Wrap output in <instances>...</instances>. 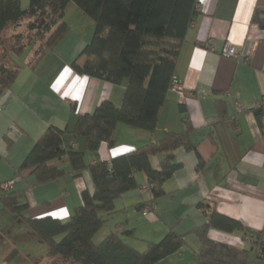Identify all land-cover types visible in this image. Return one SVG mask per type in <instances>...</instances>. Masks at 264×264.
<instances>
[{
    "label": "trees",
    "instance_id": "16d2710c",
    "mask_svg": "<svg viewBox=\"0 0 264 264\" xmlns=\"http://www.w3.org/2000/svg\"><path fill=\"white\" fill-rule=\"evenodd\" d=\"M71 1L95 24L92 39L72 63V69L113 84L125 82L122 100L120 105L106 100L92 113L79 114L72 129L49 126L20 171L30 170L37 185L59 180L68 172L62 165L51 166L49 162L67 155L71 175L79 177L89 171L94 190H84L82 203L68 219L61 220L50 215L27 216L29 205L11 191L14 184L10 189L0 186V202L8 211V215L4 214L12 222L23 221L48 246L49 257L73 264H155L179 251L189 233L200 242L197 264H253L264 260V228L252 229L204 202L197 205L205 218L203 224L187 233L171 228L159 241H148L143 251L124 239L135 234L134 228L113 231L101 242L94 241L108 217L116 212V202L141 186L137 172H144L147 182L153 185L149 192L151 200L135 206L142 212L166 193L165 182L182 167L176 160V149L197 150L192 140L195 128L186 113L182 131L167 132L156 142L150 140L110 160H102L99 155L103 142L110 148L116 146L115 131L119 124L156 134L182 44L200 10L199 0H29L27 8H23L22 0H0V36L5 35L0 39V95L12 86L25 66L36 68L47 52L62 43L68 31L65 9ZM252 22L264 28L263 0L258 2ZM24 54V63L20 65L14 56ZM81 57L85 59L82 61ZM215 107L221 122L231 119L223 98L216 99ZM73 110L77 112L76 104ZM251 111L263 128V109ZM68 134L75 139L69 145L65 142ZM86 153L93 157L91 163L86 161ZM160 155L163 158L156 168L152 158ZM201 164L200 160L198 166ZM210 229L239 232L250 248L216 241L209 237ZM58 236L61 239L57 240Z\"/></svg>",
    "mask_w": 264,
    "mask_h": 264
},
{
    "label": "crops",
    "instance_id": "0c3cea01",
    "mask_svg": "<svg viewBox=\"0 0 264 264\" xmlns=\"http://www.w3.org/2000/svg\"><path fill=\"white\" fill-rule=\"evenodd\" d=\"M259 1L199 0L200 14L186 34L175 73L183 84L184 95L170 90L154 136L146 130L119 124L115 131L116 146L110 148L106 142L100 146V158L110 160L150 140L156 142L167 132L182 131L185 128L183 115H189L195 128L192 140L197 150L177 148L176 160L182 167L165 182L166 193L153 201L154 210L147 215L136 209L152 226V232L146 235L151 241L163 238L171 228L187 233L203 224L205 218L197 207L200 202L241 220L252 229L264 228V127H260L255 112L251 111L255 102L264 97V28L252 22ZM25 2L22 0L23 6ZM250 40L255 41L256 48L245 60L243 53ZM227 41L237 46L238 59L221 53ZM62 43L56 50L47 52L36 68L25 66L12 86L0 95V186L16 180L11 191L28 203L27 216L50 215L66 220L82 203V192L94 190L90 172L73 177L67 155L50 161L51 166H63L68 172L65 179H70L71 185L70 192L64 189L61 196H54L47 191L52 183L37 185L31 171H20V167L49 126L72 129L79 114L92 113L101 102L110 100L120 105L126 85L79 74L72 69L87 39L74 45L61 46ZM84 59L81 57L82 61ZM217 98L227 102L230 120L220 121L215 107ZM237 102L244 108L242 112L237 110ZM74 104L77 112L73 110ZM182 108L186 110L184 113ZM74 140L69 134L65 136L67 145ZM92 158L86 153L88 163ZM162 158V155L152 158L154 167H159ZM200 160L202 164L198 166ZM136 179L138 184L148 181L144 172H137ZM36 190L42 192L37 198ZM151 198L150 193L145 198L135 193L124 194L114 214L127 216V219L118 221L119 229L113 230L122 232L134 228L136 231L137 224L132 219L136 212L131 215L128 212ZM161 205L172 213L166 214L169 221L160 212ZM5 210L0 202V237L9 218L4 217ZM12 228L13 224L7 225L6 232H11ZM152 234L156 237H151ZM208 235L216 241L250 248L248 240L239 232L210 229ZM124 239L140 251L145 249L136 246L132 237ZM94 241L101 242L95 237ZM13 250L19 253L17 246ZM199 250V240L189 233L179 251L155 264H197ZM253 264H264V260Z\"/></svg>",
    "mask_w": 264,
    "mask_h": 264
},
{
    "label": "rangeland",
    "instance_id": "374dc122",
    "mask_svg": "<svg viewBox=\"0 0 264 264\" xmlns=\"http://www.w3.org/2000/svg\"><path fill=\"white\" fill-rule=\"evenodd\" d=\"M28 6L29 4L28 1L26 0L23 8H27ZM64 22L68 26V31L64 37V40L62 41L63 43L61 46H64L66 44L74 45L77 41H80L81 39L84 40L87 39L88 42L92 39L95 28L94 21L88 16H86L79 9V7L74 1H71L65 9ZM3 36L5 35L0 36V39ZM25 55L26 54H24L23 56H14V59L20 65H23ZM65 178L66 177H63L60 178L59 180L53 181L55 183L50 182L52 183V185H49V187L47 188L48 193L53 194L54 196H61V193L64 189L65 191L68 190V192H70L71 190V185L69 182L70 179L68 180ZM143 184L144 183H141L139 185H143ZM42 189L45 190V188ZM40 193L42 192L36 190L35 197L37 198ZM134 193L135 196L136 195L138 197L140 196L138 192V188L127 192V194H134ZM145 197H147V195ZM145 197H140V198H145ZM120 199L116 202L117 206L119 204ZM166 210H169V207ZM133 211L136 212L134 213L136 214L135 217H133L132 219L137 224V230H136L137 232L135 231V234L132 236L133 239L132 241L135 242L136 246H139L142 249H144L147 246V242L151 241L149 240L150 238H148L147 236H149V233L152 232L151 230L152 226L146 222V218L142 214L137 213L135 207L130 208L128 215H131ZM4 212L6 213L8 211H4ZM160 212L165 216L166 221L170 220V218L167 217L166 214L171 215L172 213L169 211L168 212L165 211L164 205H161ZM6 214L8 215V213ZM6 214H4V217L8 218ZM117 214L118 213L109 217L108 221H106L104 226L98 231L97 235H95L96 241H101V239H103L107 234L113 232L114 231L113 229L116 230L119 229L120 224L118 223V221L127 219V216L123 217L121 214L118 215V217H116ZM5 223L6 226H4L2 230L3 237H0L1 238L0 264H73L59 258L49 257L48 246L45 243H43L40 240V238L23 221L17 219V221L15 220L14 222H12L9 217L5 221ZM12 224H13V228L11 229V232H6L7 225L11 226ZM152 235L153 236L151 237H156L155 234ZM61 237L62 236H58L57 240L61 239ZM124 238H126V236H124ZM159 239L162 238H158V240ZM14 246H17L19 248V253L13 252Z\"/></svg>",
    "mask_w": 264,
    "mask_h": 264
},
{
    "label": "built area",
    "instance_id": "2783aa9c",
    "mask_svg": "<svg viewBox=\"0 0 264 264\" xmlns=\"http://www.w3.org/2000/svg\"><path fill=\"white\" fill-rule=\"evenodd\" d=\"M256 48V43L254 40H250L245 48V51L243 53L245 60H248L250 58V56L252 55L253 51ZM221 53L224 56L227 57H231V58H235L238 59L239 58V51L236 45H234L232 42L227 41L225 46L222 48ZM171 90L178 92L181 95H184L183 92V84L181 82H179L177 80V78L175 77L173 80V83L171 85ZM203 93L206 94L207 92L205 90H203ZM236 107L237 110L239 112H242L244 110V108L237 102L236 103ZM252 108H264V97L261 98L260 100L256 101L255 104L252 106ZM75 146V145H73ZM15 179L9 180L7 182H4L1 184V188L2 189H10L12 188L13 184L15 183ZM152 184L150 182H146L143 185H141L140 187H138V192L142 195H146L147 193H149L152 189ZM154 210V204H152L151 206H147L143 209L142 213L144 215H147L150 211Z\"/></svg>",
    "mask_w": 264,
    "mask_h": 264
}]
</instances>
